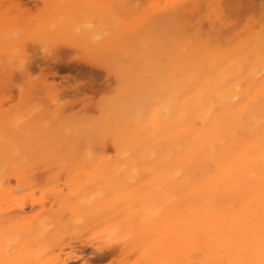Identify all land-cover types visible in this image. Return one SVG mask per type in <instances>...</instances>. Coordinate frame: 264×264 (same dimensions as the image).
I'll list each match as a JSON object with an SVG mask.
<instances>
[{"label": "bare ground", "instance_id": "6f19581e", "mask_svg": "<svg viewBox=\"0 0 264 264\" xmlns=\"http://www.w3.org/2000/svg\"><path fill=\"white\" fill-rule=\"evenodd\" d=\"M90 1L59 4L86 3L92 13L73 7V14H53L38 29L51 22L58 37L76 34L90 44L103 28L122 27L120 37L103 35L97 43L120 65L113 71L118 104L100 108L97 122L72 124L84 133L66 127L68 101L29 116H19L21 107L0 112V264H71V254L65 263L53 250L63 252L70 231L94 226L96 234L117 239L113 254L125 259L136 248L142 264H264V35L224 51L197 42L166 47L153 29L142 34L117 23L113 3L100 11V2ZM127 30L136 41L123 40ZM22 32L15 24L1 27L0 49L16 52L30 37ZM76 138L101 146L111 140L115 160H97L83 175ZM37 157L63 161L71 174L68 194L45 192L36 205L43 210L46 202L47 210L22 218L25 208L10 181L22 187Z\"/></svg>", "mask_w": 264, "mask_h": 264}, {"label": "rangeland", "instance_id": "374dc122", "mask_svg": "<svg viewBox=\"0 0 264 264\" xmlns=\"http://www.w3.org/2000/svg\"><path fill=\"white\" fill-rule=\"evenodd\" d=\"M44 1L0 0V28L5 26L7 29V25L15 24L23 29L22 34L25 37L30 36L21 43L16 52L0 49V112L8 108L21 107L22 113L19 116H29L46 106L62 105L68 101L67 108L69 109L63 114V116L70 118H66V127L69 128L68 130L77 128V131L82 133L80 126H73L72 124L97 122L102 118L100 108L104 109L106 106L118 104L116 102H118L117 96L121 86L118 81H115L114 70L119 69L120 65L118 67L116 65L118 63L115 61L112 63L107 54L100 50L102 43L100 45L97 43L109 35L120 37L123 28H119L120 30L117 32L114 27L103 28L101 37L97 38L98 41L95 38L94 41H90V44L87 43L89 41L83 40L84 38L82 39L76 34H71L72 38L62 35V37H58L59 35L55 34L56 31L54 32L53 26L50 25L51 22H47L48 25H45L46 30L44 28L42 31L38 28L46 20H50L53 14H58V18L70 13L73 14L74 10H71L73 7L78 12L82 10L83 16L92 13L91 1L88 0L90 2L87 3L88 1L84 0L90 6L85 3L82 7L87 6L86 9L90 7L88 10L83 9L81 5H76L75 2L71 5L72 7L70 6V9L61 8L60 5L68 0H53L54 7L48 8ZM93 2L91 4L94 5H98L100 2L97 6L100 11L107 10V6L110 7L113 3V7L110 9H112V14L116 15L117 23L125 22L123 23L125 25L128 22L129 25L132 24L133 27H137L139 33L153 29V34L157 37L155 40L161 41L160 44H164L166 47L170 43H179L178 45L181 46L180 44L197 42L206 45L212 51H224L243 44L255 36L264 35V0H93ZM78 7L81 8L78 9ZM37 22H40V26L37 25L36 29L34 25L38 24ZM50 26L52 27L50 28ZM145 26L146 28H143ZM35 29L37 31H34ZM48 29H52V31ZM38 31H40L41 36L39 38L33 37L34 35L39 36ZM41 32H45V35H50V37L46 36V38ZM114 33L116 34L114 35ZM127 33L123 40L125 39L130 43V40L133 41L134 38L132 39L133 36L129 34L131 31ZM77 39L79 42L85 41L86 46L82 47L81 44L84 42H80L79 45L81 46H78L76 44V42L78 43ZM39 43H43L44 46L39 45ZM88 49L94 50L90 53ZM100 51L102 53H99ZM100 54H104L103 57H100ZM105 62L112 64L109 63V66ZM162 63H165V59L162 60ZM61 121H63L62 118ZM75 140L77 161L78 159L81 160L87 169L83 175L89 173L90 167L94 169V163L97 160H111L112 162L115 160L111 140L107 139L108 141L102 146L99 145L101 143L97 142V139L92 143H88L85 138L78 140L76 138ZM104 146H106L105 149L102 148ZM85 158L87 159L85 160ZM53 161L55 163H51V159L37 157L30 167V174L26 177L25 184L28 186L24 184L22 187H18L16 181H10V186L15 192L14 199L17 198L20 202L19 205H23L25 208L22 218L36 216L44 208L47 210L49 204L46 202L43 204V210L41 206L36 205L39 200L43 199V196L48 194L45 192L55 190L54 192H60L63 195L68 194L65 183L70 181L71 174L67 172L64 166H61L62 160ZM63 167L64 169H62ZM64 170L66 171L63 172ZM67 174L70 177H67ZM80 179L81 182H86V178ZM32 185L36 186L33 193L27 190ZM32 204L34 205L31 206ZM66 215L63 218L65 221L69 220L68 215ZM92 228L95 231V226L88 228V230L84 228H80L81 230L74 229L75 236L71 235L72 231H70V235L67 236L69 238L64 240L65 249L63 248V252H60L58 248H55L53 250L54 257L59 255L60 260H65V263H68L69 261L66 259L71 254L69 256L73 257L71 264H81L82 262L84 264H142L141 254L136 251V248L128 252L123 259L124 257H120L118 253L113 254L111 250L113 246L114 249L117 248V239H108L109 236L105 238L101 234L103 233L102 230L99 231L100 227H97L99 234L91 230ZM101 235H103L102 238ZM110 240L112 241L110 242ZM109 243L112 244L111 247L109 245L107 247ZM101 247H104L102 253L99 254L94 251ZM81 248L84 249L83 253H80ZM72 253L78 258H74L75 255L73 256Z\"/></svg>", "mask_w": 264, "mask_h": 264}]
</instances>
